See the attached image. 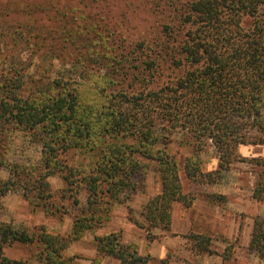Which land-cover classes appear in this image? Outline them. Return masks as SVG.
<instances>
[{
  "label": "trees",
  "instance_id": "16d2710c",
  "mask_svg": "<svg viewBox=\"0 0 264 264\" xmlns=\"http://www.w3.org/2000/svg\"><path fill=\"white\" fill-rule=\"evenodd\" d=\"M103 1L90 6L85 0L78 6L74 0L0 1V167L8 172L0 177V200L18 187L30 205L52 214L65 199L73 205L81 193L86 199L67 239L43 226L30 233L0 221V264H27L4 254L12 244L34 246L44 264H74L66 256L70 242L102 226L103 204L130 198L142 159L157 163L162 188L146 204V224L137 225L149 239L152 229L168 230L173 204L189 207L194 197L182 191L176 159L157 147L162 123L170 132L190 133L195 151L211 140L218 152L215 171H202L196 154L184 159L190 182H216L250 128L264 146V0H165L170 21L161 25L155 47L112 28L109 2ZM13 44L32 58L73 64L77 78L49 73L28 87L31 67L9 61ZM165 57L171 58L168 69L180 73L156 81ZM15 134L40 144L38 163L9 159ZM76 150L89 153L90 164L71 163L67 155ZM259 163L264 166V159ZM55 175L66 184L57 198L49 182ZM253 198L264 199V176ZM191 236L201 250L209 249L210 237ZM95 244L98 254L122 264L145 262L118 232L97 236ZM250 248L264 256V218L255 223Z\"/></svg>",
  "mask_w": 264,
  "mask_h": 264
},
{
  "label": "rangeland",
  "instance_id": "374dc122",
  "mask_svg": "<svg viewBox=\"0 0 264 264\" xmlns=\"http://www.w3.org/2000/svg\"><path fill=\"white\" fill-rule=\"evenodd\" d=\"M3 2L33 3L39 0H0ZM78 6V0H74ZM90 6L93 0H85ZM100 1V0H98ZM105 6L111 25L129 40L144 38L155 47L161 40V25L169 23V10L165 0H107ZM101 2L106 3L101 0ZM101 6V5H100ZM84 18L88 9L84 8ZM94 13V11H92ZM101 14V12H99ZM81 19L78 18V21ZM87 20H90L88 17ZM9 53L10 62H22L29 66L26 83L29 87L33 80L44 79L45 75H59L77 78L78 68L71 63L60 64L51 58H32L24 46L13 44ZM164 54V53H163ZM160 61V69L155 71L156 81L173 78L180 71L168 69V59ZM51 71V72H50ZM159 72L161 75H159ZM43 74V76H42ZM24 95L29 89H24ZM164 123L157 127L159 142L157 147L164 148L179 164L182 191L194 197L189 207L176 202L171 210V223L168 230L156 228L151 233L154 239L147 238L145 230L137 222L146 224L145 209L149 199L161 192V177L154 160L142 159V167L134 175L136 189L123 203L110 201L103 204L102 226L85 230L80 238L72 240L66 256L74 264H122L117 258L102 256L96 251L95 239L110 232L120 233L123 244L132 245L145 260L144 264H264V256L250 248L255 223L264 218V199L253 198V190L261 176L264 166L257 160L264 159V146L258 141L255 129L246 130L245 142L236 148L235 160L228 170L213 183H195L186 179L183 172L184 159L197 155L204 172L218 169V152L211 140L204 142L203 148L195 151L192 136L185 130L169 131ZM9 159L25 164L38 163L41 158L39 143H31L27 136L15 134L10 142ZM92 156L83 151H71L67 158L75 165H88ZM0 177L7 178L8 172L0 167ZM55 197H59L66 184L62 177L49 178ZM80 203L73 205L71 200H63L59 212L47 213L43 208H34L16 187L0 200V221L11 223L35 233L43 226L52 234L65 239L72 236L73 219L85 206V195H79ZM192 234L210 237L208 250H201ZM4 254L10 258L26 260L27 264H44L35 255L34 246L20 244L8 245Z\"/></svg>",
  "mask_w": 264,
  "mask_h": 264
}]
</instances>
